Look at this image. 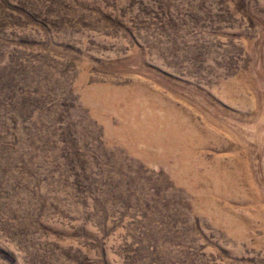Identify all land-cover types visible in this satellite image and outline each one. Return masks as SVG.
Returning <instances> with one entry per match:
<instances>
[{
  "label": "rangeland",
  "instance_id": "obj_1",
  "mask_svg": "<svg viewBox=\"0 0 264 264\" xmlns=\"http://www.w3.org/2000/svg\"><path fill=\"white\" fill-rule=\"evenodd\" d=\"M0 264H264V0H0Z\"/></svg>",
  "mask_w": 264,
  "mask_h": 264
}]
</instances>
